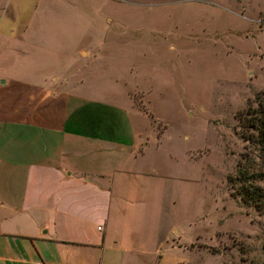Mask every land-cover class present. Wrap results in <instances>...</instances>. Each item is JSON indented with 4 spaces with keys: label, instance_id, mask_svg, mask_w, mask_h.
Returning <instances> with one entry per match:
<instances>
[{
    "label": "rangeland",
    "instance_id": "rangeland-1",
    "mask_svg": "<svg viewBox=\"0 0 264 264\" xmlns=\"http://www.w3.org/2000/svg\"><path fill=\"white\" fill-rule=\"evenodd\" d=\"M37 2L31 20L43 26L28 57L0 61V92L15 63L41 64L65 70L66 87L84 83L135 110L161 222L156 252L139 264H264V210L229 179L261 161L264 171L239 127L264 91V0Z\"/></svg>",
    "mask_w": 264,
    "mask_h": 264
},
{
    "label": "crops",
    "instance_id": "crops-1",
    "mask_svg": "<svg viewBox=\"0 0 264 264\" xmlns=\"http://www.w3.org/2000/svg\"><path fill=\"white\" fill-rule=\"evenodd\" d=\"M38 10L0 0V61L28 57ZM15 64L0 92V264H139L161 242L139 115L58 83L65 70Z\"/></svg>",
    "mask_w": 264,
    "mask_h": 264
},
{
    "label": "trees",
    "instance_id": "trees-1",
    "mask_svg": "<svg viewBox=\"0 0 264 264\" xmlns=\"http://www.w3.org/2000/svg\"><path fill=\"white\" fill-rule=\"evenodd\" d=\"M256 106L248 107L245 114L239 118L242 136L259 153H264V91L255 96ZM240 164V163H239ZM262 161L253 167H245L237 172L232 187L243 203L264 210V171Z\"/></svg>",
    "mask_w": 264,
    "mask_h": 264
}]
</instances>
